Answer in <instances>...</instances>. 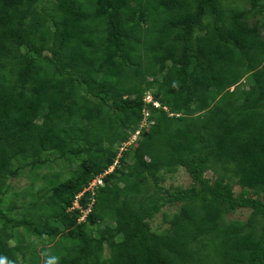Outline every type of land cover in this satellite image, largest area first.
Masks as SVG:
<instances>
[{"label":"trees","instance_id":"1","mask_svg":"<svg viewBox=\"0 0 264 264\" xmlns=\"http://www.w3.org/2000/svg\"><path fill=\"white\" fill-rule=\"evenodd\" d=\"M263 32L264 0H0V264H264Z\"/></svg>","mask_w":264,"mask_h":264},{"label":"rangeland","instance_id":"2","mask_svg":"<svg viewBox=\"0 0 264 264\" xmlns=\"http://www.w3.org/2000/svg\"><path fill=\"white\" fill-rule=\"evenodd\" d=\"M264 33V32H263ZM245 79V78H244ZM243 79V80H244ZM242 80V81H243ZM150 98H148L149 100ZM147 113V112H146ZM148 114V113H147ZM149 122L148 121H144L142 127H148ZM36 125L33 124L32 128H35ZM139 132L135 133L130 141L128 143L125 144V147H129V146H135L136 145V139L138 137ZM123 147V146H122ZM124 150V148H123ZM121 155V153H120ZM22 165L24 166V163L21 162H17L14 161L12 164V169H15L17 167H21V170L19 171V173L16 176H11L8 179L7 182V186H9L10 190L9 192L4 196V202L7 203V206L15 203L16 207L18 206V210H16L15 212H12V216L16 217L17 219H22L23 218V214H22V208L21 205L25 202H27L30 198L29 196L25 197V199H19V197L17 198V193H20L21 191H23L27 186L30 185V179H29V169L30 168H25L24 170L22 169ZM53 170H55L54 172H59L60 168L59 165L55 164ZM39 171L41 173H45V171H47L44 167L39 169ZM209 176L212 175L211 172L207 173ZM69 174H67L66 172H64V175L61 177V179H65L68 178ZM169 177V176H168ZM192 180L189 177V175L187 174V172L184 169H179V172L177 174H175L172 178L168 179V181L166 183H163L166 187H169L170 185H174V186H181L183 188H187L191 185ZM42 184V182H38L36 183V186L39 187ZM241 190L240 186H235V191L239 192ZM6 207H2V208H7ZM76 207L80 208V204H77ZM164 211H170L173 212L175 210L174 207H164L163 209ZM88 214V211H85L83 216H81L79 222H83L86 219V215ZM242 212L241 211H237L234 214H229V218H242L241 216ZM163 223V215L162 213L159 214L156 219L152 222V226L154 229H163L165 228L167 225L164 224L163 226H161V224ZM161 226V227H160ZM63 228V226H61ZM19 231V230H18ZM25 239H23V246H27L29 245V243L32 242L34 236H32L31 234H29L28 236L24 237ZM42 247L41 244H38L35 248L36 251H38L40 248Z\"/></svg>","mask_w":264,"mask_h":264},{"label":"clouds","instance_id":"3","mask_svg":"<svg viewBox=\"0 0 264 264\" xmlns=\"http://www.w3.org/2000/svg\"><path fill=\"white\" fill-rule=\"evenodd\" d=\"M148 98H150L149 99V101H151V96H147L146 97V99L148 100ZM35 124V123H34ZM35 125H38L37 123L35 124ZM102 183V180H101V178L100 177H98L97 179H95L93 182H92V186H96L97 184H101Z\"/></svg>","mask_w":264,"mask_h":264}]
</instances>
